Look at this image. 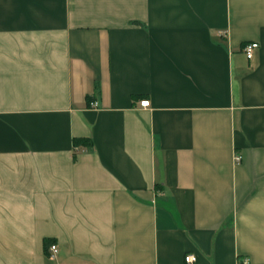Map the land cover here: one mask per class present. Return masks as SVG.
Instances as JSON below:
<instances>
[{
  "label": "crops",
  "instance_id": "0c3cea01",
  "mask_svg": "<svg viewBox=\"0 0 264 264\" xmlns=\"http://www.w3.org/2000/svg\"><path fill=\"white\" fill-rule=\"evenodd\" d=\"M188 254L264 264V0H0V264Z\"/></svg>",
  "mask_w": 264,
  "mask_h": 264
},
{
  "label": "built area",
  "instance_id": "2783aa9c",
  "mask_svg": "<svg viewBox=\"0 0 264 264\" xmlns=\"http://www.w3.org/2000/svg\"><path fill=\"white\" fill-rule=\"evenodd\" d=\"M258 47V44L256 42H249V43H245L243 46H242V52L244 53L245 57L247 59H250L253 55V51ZM140 107H148L149 103L147 100H143V101H140L139 103ZM234 160L235 161H238L239 160V156L235 155L234 156ZM49 250H50V253L51 255L50 256H53V254L56 252V246L54 244H51L49 246ZM195 260V256L192 255V254H188L184 257V261L186 263H189L191 264L192 262H194Z\"/></svg>",
  "mask_w": 264,
  "mask_h": 264
},
{
  "label": "trees",
  "instance_id": "16d2710c",
  "mask_svg": "<svg viewBox=\"0 0 264 264\" xmlns=\"http://www.w3.org/2000/svg\"><path fill=\"white\" fill-rule=\"evenodd\" d=\"M73 146L74 148H77L78 146H82V147H86V148H90L91 147V140L89 138L86 137H81V138H73ZM74 155V154H73ZM50 240H45L44 241V245L45 247H47L50 244Z\"/></svg>",
  "mask_w": 264,
  "mask_h": 264
}]
</instances>
